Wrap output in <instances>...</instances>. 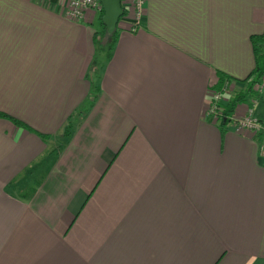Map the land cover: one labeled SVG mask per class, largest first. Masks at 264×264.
Returning <instances> with one entry per match:
<instances>
[{
	"label": "crops",
	"instance_id": "crops-1",
	"mask_svg": "<svg viewBox=\"0 0 264 264\" xmlns=\"http://www.w3.org/2000/svg\"><path fill=\"white\" fill-rule=\"evenodd\" d=\"M66 1L0 0V264H264L258 141L206 117L264 0H146L110 56Z\"/></svg>",
	"mask_w": 264,
	"mask_h": 264
},
{
	"label": "built area",
	"instance_id": "built-area-1",
	"mask_svg": "<svg viewBox=\"0 0 264 264\" xmlns=\"http://www.w3.org/2000/svg\"><path fill=\"white\" fill-rule=\"evenodd\" d=\"M146 0H120L123 15L119 19L126 24L125 31L135 34L143 25L144 9ZM102 8L99 0H67L63 9V16L71 22L82 21L90 12L100 14ZM238 84L225 81L220 90H210L206 117L214 125H219L222 110L228 103L226 95L233 89L239 90ZM257 97L249 98L243 108L237 109L230 118V125L259 141V156L264 159V80L254 87ZM235 92V91H234ZM262 104L263 119L256 116L258 104Z\"/></svg>",
	"mask_w": 264,
	"mask_h": 264
},
{
	"label": "trees",
	"instance_id": "trees-1",
	"mask_svg": "<svg viewBox=\"0 0 264 264\" xmlns=\"http://www.w3.org/2000/svg\"><path fill=\"white\" fill-rule=\"evenodd\" d=\"M102 17L103 10H101L100 14L97 17V23L101 27V32L96 33V37L94 36L93 38L95 45L100 40L99 37H103V35L105 34V25L102 21ZM117 38L118 31L116 30L109 39L107 50L108 56L111 55ZM251 44L254 55V65L250 73L244 79H232L230 77L220 75L218 84L213 88H210L211 90H220L225 81H231L242 86V88H240V90L233 96V98L230 99L228 103L223 107L221 121L219 125H217L218 129L221 132H223L225 130V127L230 123V118L238 107L244 105L249 100V98L257 97V94L254 91V87L257 83L264 80V31L260 35L252 36ZM0 118L8 117L0 114ZM14 123L16 125H20L19 122L14 121Z\"/></svg>",
	"mask_w": 264,
	"mask_h": 264
},
{
	"label": "water",
	"instance_id": "water-1",
	"mask_svg": "<svg viewBox=\"0 0 264 264\" xmlns=\"http://www.w3.org/2000/svg\"><path fill=\"white\" fill-rule=\"evenodd\" d=\"M103 10L102 21L106 28V34L112 35L116 31L119 19L123 15L120 0H99Z\"/></svg>",
	"mask_w": 264,
	"mask_h": 264
},
{
	"label": "rangeland",
	"instance_id": "rangeland-1",
	"mask_svg": "<svg viewBox=\"0 0 264 264\" xmlns=\"http://www.w3.org/2000/svg\"><path fill=\"white\" fill-rule=\"evenodd\" d=\"M91 13V12H90ZM89 13V14H90ZM93 14V13H92ZM94 15V14H93ZM99 15V14H98ZM118 25H119V27L121 28V27H123L125 24L122 22V21H120V22H118ZM109 39H110V37L109 38H106L104 41H105V45H108V43H109ZM104 51L106 50L105 48L103 49ZM102 58H103V55H102ZM239 86V85H238ZM238 88H242V86L241 87H238ZM235 91V92H234ZM239 90L237 89V90H235V89H233L232 91H231V93H229V94H227L226 96V99L228 100H230V99H232L233 98V96L238 92ZM228 100V101H229ZM257 110L258 111H261V112H263L262 111V104L261 103H259L258 104V106H257ZM261 115H262V118H263V114L261 113ZM235 128V127H234ZM236 130H237V128H235ZM242 135H244V136H246L243 132L241 133ZM249 138H251V139H255V138H253V137H251V136H248ZM255 140H257V139H255ZM258 141V140H257ZM258 147H259V141H258ZM258 154H259V151H258Z\"/></svg>",
	"mask_w": 264,
	"mask_h": 264
}]
</instances>
